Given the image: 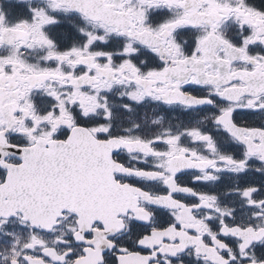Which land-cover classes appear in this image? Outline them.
I'll use <instances>...</instances> for the list:
<instances>
[{
    "label": "snow or ice",
    "instance_id": "1",
    "mask_svg": "<svg viewBox=\"0 0 264 264\" xmlns=\"http://www.w3.org/2000/svg\"><path fill=\"white\" fill-rule=\"evenodd\" d=\"M0 264H264V0H0Z\"/></svg>",
    "mask_w": 264,
    "mask_h": 264
}]
</instances>
